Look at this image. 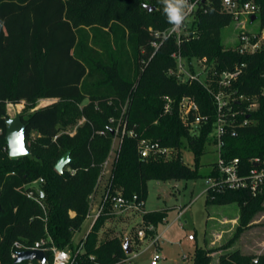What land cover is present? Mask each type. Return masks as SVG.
<instances>
[{
    "label": "trees",
    "instance_id": "16d2710c",
    "mask_svg": "<svg viewBox=\"0 0 264 264\" xmlns=\"http://www.w3.org/2000/svg\"><path fill=\"white\" fill-rule=\"evenodd\" d=\"M196 1L189 26L195 33L183 40L180 49L190 69L195 72L194 63L206 57L212 68L209 86L216 90L219 75L239 67V76L227 90L258 96V107L237 117H248L249 122L237 127L235 135L227 134L222 147V156L226 160L238 157L247 172L253 166L252 158H264V43L254 53L239 52L238 44L226 46L222 28L234 20L232 12L223 6V0ZM237 1H251L260 7L261 23L256 31L260 33L264 29V0ZM169 26L160 0H0V264H39L35 260L15 263L12 253L41 239L48 240L44 246L49 264L53 262L51 246L75 254L81 240L74 243L73 234L86 220L90 196L104 178L103 163L120 118L126 119L127 128L134 129L138 137L159 140L174 151L168 159H144L138 153V138L124 135L104 183L110 194L137 195L144 202L151 179L201 175L198 160L211 150L214 140L215 100L204 83L180 82L169 73L176 67L172 56L178 48L175 38L157 49L152 46L153 32ZM184 96L194 98L205 117L196 127L185 125L179 116L178 104ZM167 98L172 99L171 112L164 111ZM40 99L56 100L38 106ZM22 101L30 152L11 157L6 143L7 106ZM69 149L72 160L59 173L55 164ZM184 149L196 158L194 167L184 162ZM208 176L218 181L216 161ZM40 178L37 188L29 186ZM28 190H35L36 197L28 196ZM205 193L207 204H238V223L231 241L264 211V190L253 194L217 182ZM112 216L105 213L95 221L74 264L127 260L124 240H139L137 232L131 238L112 229L102 231ZM166 218L165 209L144 212L141 225L157 228ZM154 232L148 231L147 236ZM213 251L197 245L194 264H212ZM217 261L264 264V253L227 249L218 254Z\"/></svg>",
    "mask_w": 264,
    "mask_h": 264
},
{
    "label": "built area",
    "instance_id": "2783aa9c",
    "mask_svg": "<svg viewBox=\"0 0 264 264\" xmlns=\"http://www.w3.org/2000/svg\"><path fill=\"white\" fill-rule=\"evenodd\" d=\"M189 2L194 3L197 7L196 0H189ZM222 3L225 8L232 12L234 20L239 21L240 24H242V30L238 35L237 43L239 52L254 53L258 49H260L262 44L264 43V29L260 33H257L253 30H247L245 25L246 20L254 21L257 18L260 7L251 1L241 3L237 0H223ZM194 11L189 13L187 22L179 30L173 31L171 26H169L165 30L154 31L153 34L155 38L152 42V46L157 49L171 37L175 38L178 48L172 53V56L176 59V67L170 69L169 73L171 75H175L180 82H186L188 80H198L201 83L207 85L209 87V90L213 93L216 105V120L211 132V137L214 138L213 145L215 152L217 153L216 163L219 172V179L218 181H215L213 177H210L209 179L211 180V184L209 186H213L217 184V182H219L222 185H227L231 188L248 189L253 194L262 192L264 190V158H252L251 161L253 166L249 169V171L244 172L238 157L226 160L222 156L224 137L227 134L235 135L237 132V127H239L240 125H245L249 122L248 117H245L242 120H238L237 117L238 115L248 113L256 109L258 107V96H247L244 94L237 95L227 90L232 82L239 76L241 72V69L239 67H236L232 71H223L219 75L218 88L216 90H212V88L209 86L211 78L208 77V74L212 68L208 65L206 57H202L198 59L196 63H194L196 67L195 72L190 69L187 59L182 55L180 49L183 40L190 38V36L194 35L195 33V31L191 33L189 30L190 20L193 17ZM252 15H256L254 20H251ZM165 32H168L167 38H165ZM213 75H215V71H213ZM261 94L264 95V90L261 92ZM171 102L172 99L167 98L164 109L165 112H171ZM234 102L241 106L244 102H246L247 104L244 107L234 108ZM178 113L182 122L185 125L191 127H196L203 119H205V117L200 114L197 102L194 100V98L189 96H184L179 101ZM111 120L113 121V119ZM115 132V137L118 138V144L115 148L114 145H112L110 154L103 163V176L108 175L118 145L123 136L126 134L138 138V153L140 157L144 159L157 157H164L168 159L173 155L174 149L169 146L161 145L159 140H154L147 137H138L134 129L127 128L126 119H119L115 126ZM71 172L73 173L74 171ZM42 180L43 179L40 178L39 181L32 182L29 184V186H34L35 188H37V183ZM27 194L30 197H36L35 190H28ZM93 199L94 193L90 196V209L87 214V218L91 219L92 221L91 227L93 226L95 221L105 213H109L113 216L128 215L130 212L142 210L144 204V202L140 200L137 195H133L131 198H127L121 192L110 194L109 190L105 189V184L103 185V192L97 204H93ZM183 211L184 209L179 208V216H182V214L184 213ZM155 229L156 227L153 224L141 225V227H139V229L137 230L138 239L147 238V232L155 231ZM86 235L81 239L74 255L69 249H58L55 246H51L50 248L53 251L52 264H74L75 255L83 251V245ZM158 238V235L151 237V239L154 241L153 243H156L158 241ZM189 238H193V236L190 235ZM47 241L48 240L46 239H41L40 241L35 242L33 246L26 247L25 249L40 248L45 251L47 247L44 245H46ZM15 245L17 247H21V244H19L18 242H16ZM17 254L18 252H13L12 257L16 258ZM44 264H49L48 259ZM153 264H156V261H153Z\"/></svg>",
    "mask_w": 264,
    "mask_h": 264
},
{
    "label": "rangeland",
    "instance_id": "374dc122",
    "mask_svg": "<svg viewBox=\"0 0 264 264\" xmlns=\"http://www.w3.org/2000/svg\"><path fill=\"white\" fill-rule=\"evenodd\" d=\"M260 23L259 15L254 21L246 20V29L259 31ZM241 30L242 24L236 20L223 27L224 44L228 47L236 46ZM51 101V99H40L38 106ZM24 106V101L17 104L9 103L7 109L10 118L22 113ZM82 122L83 119L78 123ZM117 144L118 138L115 137L113 139L114 148ZM210 149L198 160L201 175L197 178L151 179L147 182L148 194L142 210L130 212L127 217L107 218L106 226L109 225L112 231L117 229L120 234L132 238L131 235L134 236V233L141 227L144 212L167 210L165 223H161L158 229H155L154 234H149L140 243L132 240L133 251L129 253L127 260L119 264H153V261H156V264H194V251L197 245H206L214 250L212 264H217L218 254L227 249H239L246 253H264V211L254 217L252 225L241 233L240 237L231 241L238 223V204L206 203L205 190L211 184L208 174L211 163L217 160L214 145ZM183 159L190 166L196 165V158L189 149L183 150ZM106 177L105 175L102 179L101 185L106 181ZM178 208L184 209L182 216L178 215ZM91 224V219L86 218L82 227L73 234L74 243L80 241L79 239L88 233ZM157 233L160 235L159 242L153 243L151 237ZM190 235L195 239L190 240ZM227 244H229L228 248L223 249L222 247H226Z\"/></svg>",
    "mask_w": 264,
    "mask_h": 264
},
{
    "label": "water",
    "instance_id": "95a60500",
    "mask_svg": "<svg viewBox=\"0 0 264 264\" xmlns=\"http://www.w3.org/2000/svg\"><path fill=\"white\" fill-rule=\"evenodd\" d=\"M148 8H154L150 5H147ZM256 15H252L251 20H254ZM20 130H23V137L20 140V142L17 144L16 147L10 148L9 146V136L13 132H19ZM26 131H27V125L23 121L21 113L16 114L15 117L9 118L7 122V128H6V143L8 147V154L11 157H18L21 155L28 154L30 151L28 149V142L26 140ZM71 150H67L56 162L55 169L62 173L65 169V167L71 162ZM1 193V191H0ZM1 209V208H0ZM125 251L127 254L132 252V248L130 247L129 240L126 238L124 240L123 244ZM24 260L29 261H37L40 264H44L47 260L46 253L43 249L36 248V249H25L18 252L16 258L14 259L15 263H20Z\"/></svg>",
    "mask_w": 264,
    "mask_h": 264
},
{
    "label": "clouds",
    "instance_id": "9594fccd",
    "mask_svg": "<svg viewBox=\"0 0 264 264\" xmlns=\"http://www.w3.org/2000/svg\"><path fill=\"white\" fill-rule=\"evenodd\" d=\"M163 13L166 16L168 24L172 30H179L182 28L189 18V13L195 10L196 5L190 3L189 0H160ZM165 38L168 36V32H165ZM23 137V130L19 132H13L9 136V146L14 148L20 142Z\"/></svg>",
    "mask_w": 264,
    "mask_h": 264
},
{
    "label": "crops",
    "instance_id": "0c3cea01",
    "mask_svg": "<svg viewBox=\"0 0 264 264\" xmlns=\"http://www.w3.org/2000/svg\"><path fill=\"white\" fill-rule=\"evenodd\" d=\"M48 100V99H47ZM52 101L51 102H53V101H55L56 99H51ZM75 131V127L73 128V129H70V133H73ZM105 183V182H104ZM104 183H102V185H101V183L99 184V186H98V188H97V190H96V192L94 193V199H93V204L95 205V204H97V202L100 200V198H101V195H102V192H103V185H104ZM207 190V189H206ZM206 190H205V192H206ZM179 209V208H178ZM71 215H74V212L72 211L71 212ZM178 215H179V213H178ZM117 217H127V215H123V216H117ZM166 220H167V218H166ZM166 220H164V222L163 223H165V221ZM108 229H110L109 228V225H107L106 226V223L104 224V226H103V228H102V231H104V230H108ZM156 229H158V227L156 228ZM116 232H118L119 233V230H115ZM158 232V231H157ZM157 235H158V233H157ZM123 236L124 237H126L124 234H123ZM158 237H160V235H158ZM83 237H81L79 240H81ZM190 240H194L195 239V237L194 238H189ZM133 241H135V242H137V243H140L141 241H143V239H139V240H133ZM79 242V241H78ZM159 242V238H158V241L156 242V243H158ZM130 245H131V243H130ZM131 248H132V246H130ZM132 250H133V248H132Z\"/></svg>",
    "mask_w": 264,
    "mask_h": 264
}]
</instances>
